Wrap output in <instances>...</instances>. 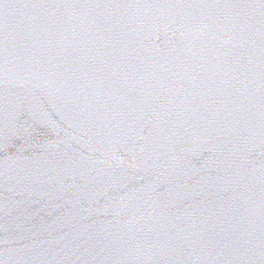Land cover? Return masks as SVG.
Wrapping results in <instances>:
<instances>
[{"label": "water", "instance_id": "water-1", "mask_svg": "<svg viewBox=\"0 0 264 264\" xmlns=\"http://www.w3.org/2000/svg\"><path fill=\"white\" fill-rule=\"evenodd\" d=\"M0 264H264V0H0Z\"/></svg>", "mask_w": 264, "mask_h": 264}]
</instances>
